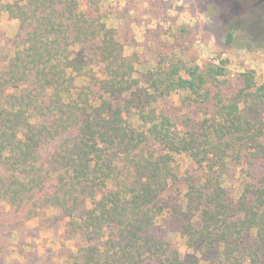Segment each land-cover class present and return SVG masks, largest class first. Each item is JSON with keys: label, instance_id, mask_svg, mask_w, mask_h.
I'll return each mask as SVG.
<instances>
[{"label": "trees", "instance_id": "obj_1", "mask_svg": "<svg viewBox=\"0 0 264 264\" xmlns=\"http://www.w3.org/2000/svg\"><path fill=\"white\" fill-rule=\"evenodd\" d=\"M104 1L0 0V264H264V81Z\"/></svg>", "mask_w": 264, "mask_h": 264}, {"label": "rangeland", "instance_id": "obj_2", "mask_svg": "<svg viewBox=\"0 0 264 264\" xmlns=\"http://www.w3.org/2000/svg\"><path fill=\"white\" fill-rule=\"evenodd\" d=\"M204 1L161 0L163 14L152 8L151 15L145 13L143 0H131L129 6H126V0H105L104 6L111 9L116 5L119 9L127 7L126 16L139 22L137 25L136 23L130 25L138 43L143 41L145 28L152 30V38H155L154 31L158 29L157 31L163 35L161 40L165 38L172 40L175 35L187 36L190 39L189 49L184 51L186 55H183V59L191 60L198 65L224 62L231 86L235 83L236 76L246 71L253 72L258 83L263 82L264 51L260 48L264 45V0ZM213 18H217L216 27L213 26ZM105 21L112 28L117 24L112 15ZM232 27H235L234 39L232 43L227 44L225 28ZM182 29L183 32L180 31ZM0 30L6 37H12L16 28L3 18ZM246 43L249 47L244 49L242 46ZM130 51V48H126L127 54ZM169 104L171 111L176 112L177 108L181 107L175 94L170 97ZM180 161L182 164L183 160ZM47 238L50 239V236ZM180 249L182 252L185 251L182 245ZM186 252L191 253L189 250Z\"/></svg>", "mask_w": 264, "mask_h": 264}]
</instances>
